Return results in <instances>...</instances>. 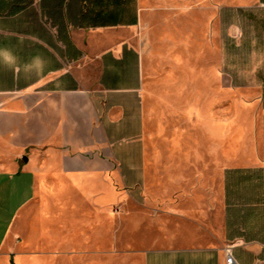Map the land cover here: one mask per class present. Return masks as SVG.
<instances>
[{
	"label": "crops",
	"instance_id": "obj_1",
	"mask_svg": "<svg viewBox=\"0 0 264 264\" xmlns=\"http://www.w3.org/2000/svg\"><path fill=\"white\" fill-rule=\"evenodd\" d=\"M153 1L0 0V217H11L0 264L21 257L25 217H37L34 236L51 243L139 196L142 55L128 33ZM161 1L213 12L220 29L229 14L230 74L257 95L260 118L255 161L220 171L215 242L148 250L142 263L224 264V245L239 241L237 264H264V0Z\"/></svg>",
	"mask_w": 264,
	"mask_h": 264
},
{
	"label": "rangeland",
	"instance_id": "obj_2",
	"mask_svg": "<svg viewBox=\"0 0 264 264\" xmlns=\"http://www.w3.org/2000/svg\"><path fill=\"white\" fill-rule=\"evenodd\" d=\"M174 4L146 3L137 30L128 33L142 55L139 196L100 208L99 217H84L51 243L34 236L37 217H25L15 238L21 257L7 264H143L148 250L215 242L220 171L255 161L260 108L257 95L237 87L230 74L229 14L220 29L213 12L182 14ZM10 218L0 217V243Z\"/></svg>",
	"mask_w": 264,
	"mask_h": 264
},
{
	"label": "built area",
	"instance_id": "obj_3",
	"mask_svg": "<svg viewBox=\"0 0 264 264\" xmlns=\"http://www.w3.org/2000/svg\"><path fill=\"white\" fill-rule=\"evenodd\" d=\"M239 244H240L239 241H232L224 245L223 247V263L224 264H237L236 260L234 259L232 255V249Z\"/></svg>",
	"mask_w": 264,
	"mask_h": 264
}]
</instances>
